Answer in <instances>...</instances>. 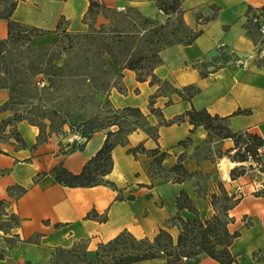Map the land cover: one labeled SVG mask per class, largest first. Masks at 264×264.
<instances>
[{"label": "crops", "instance_id": "obj_1", "mask_svg": "<svg viewBox=\"0 0 264 264\" xmlns=\"http://www.w3.org/2000/svg\"><path fill=\"white\" fill-rule=\"evenodd\" d=\"M103 1L105 6L115 7V10L131 6L145 17L161 22L166 19L157 8L156 0ZM181 2L185 23L202 34L191 45H174L161 52L163 63L154 71L159 80L155 84L150 83L151 78L139 82L134 71L121 68L120 87L125 93L113 86L107 100L116 109L139 108L148 116L151 126H159V118L150 112V99L157 95L153 106L161 110L167 120L185 114L192 107L207 109L213 115L230 116L228 125L233 132L247 131L264 139V56L249 61L247 67L237 64V59L246 57L258 46L248 36L245 24L256 13H262L264 0ZM89 6L90 0H18L12 18L30 27L54 31L64 17L68 22L67 30L80 33L87 29L84 19ZM1 24L5 25L6 33L0 35V39H4L7 23L0 21ZM51 37H37L33 41L38 43ZM223 54L234 58L217 65ZM201 71L207 75L202 76ZM191 85L199 88L200 93L189 100L183 89ZM238 110L252 112L235 115ZM5 115L0 114V124L6 119ZM17 128L28 147H19L12 140L0 142V146L9 148H0L4 152L0 153V201L9 203L6 213L18 216L21 224L9 231L0 230V264H49L56 248L70 249L75 243L88 240L107 243L123 231L138 239L153 240L160 229L166 228L176 239L181 224L173 217L179 215L184 220L196 217L187 209L178 212L180 193L185 191L190 196L199 218L206 220L218 211L212 206L211 196L221 195L220 186L229 195L241 191L239 204L229 211L234 219L229 225L230 232H241L230 247L236 257L234 264H264V195L255 192L264 178L255 177L252 174L255 171L231 178V171L241 167L240 162L228 155L237 151L232 139L209 142L207 130L201 126L192 132L193 126L188 121L160 126L158 144L145 132L135 131L129 135L126 146L118 145L112 152L114 167L106 179L113 182L117 190L104 185L67 188L56 183L51 175L43 176L37 183L34 178L60 165L74 174L81 173L87 161L102 148L106 132L93 134L83 150L64 154L72 143L83 142V139L65 132L62 137L52 134L39 142L38 127L24 121L17 124ZM188 138L191 142L182 145ZM139 145L146 149L159 146L162 152H167L163 162L166 169L174 167L184 156L183 164L193 177L182 183L153 177L151 157L128 153L129 148ZM13 186L27 191L21 196L11 195L8 189ZM79 191L85 194L84 200L71 197L72 192ZM94 212L100 219L106 217V221L88 218ZM5 237L15 239L13 247L5 243ZM89 252L94 258L95 250ZM197 261L219 264L205 255ZM139 264L166 262L153 260Z\"/></svg>", "mask_w": 264, "mask_h": 264}, {"label": "trees", "instance_id": "obj_2", "mask_svg": "<svg viewBox=\"0 0 264 264\" xmlns=\"http://www.w3.org/2000/svg\"><path fill=\"white\" fill-rule=\"evenodd\" d=\"M66 1V0H56ZM18 0H12L10 9L0 17L7 23V37L0 39V58L6 56L10 50L9 45L24 44L31 42L34 38L46 36L55 32H63L61 22L58 23L56 30L45 31L37 27H30L23 23L13 20V13L17 8ZM157 8L165 15L166 19L161 22L142 15V13L134 7L127 8L126 12H117L114 9L107 8L99 0H90L89 15L98 13L99 9H105L113 12L115 16L132 18L136 22L131 30L115 26L102 25V29L109 33L110 42L107 43L106 51H108L114 64L122 65L121 68L129 69L136 73L139 82L147 81L151 78L150 83L159 82L154 74L155 69L163 63L161 52L174 45H191L202 34V31L192 30L184 21L185 11L181 0H156ZM115 11V12H114ZM260 13L264 17V9ZM198 19L201 17L198 16ZM208 20V18H205ZM124 23V22H122ZM256 30L257 26L254 24ZM169 27H172L169 30ZM96 30L91 28V30ZM6 72V69H5ZM1 74V68H0ZM202 76H206L207 72L201 71ZM8 88L6 84L0 80V89ZM12 90V88H10ZM121 93H125V89L118 87ZM185 96L191 100L195 95L200 93V89L195 86H188L183 89ZM157 95L150 99V112L159 118V126H151L148 116L139 108L125 107L116 109L110 101L107 106H101L100 111L94 113L88 118L82 119L78 124H71V132L79 135L83 142L75 141L70 148L64 151V154H71L75 151L84 149L86 143L91 139L92 135L97 132H106V140L102 148L87 161L83 170L79 174L68 171L63 165L57 166L49 173L39 174L34 178L37 183L43 176L51 175L56 183L67 188H93L97 186H109L117 190L116 185L106 179L113 171L114 162L112 152L118 145L126 146L128 137L135 131H143L149 135L157 144L159 139V127L171 126L173 124H181L188 121L192 126V132L198 127H204L207 132L209 142L215 140L232 139L235 142L237 151L231 155L228 154L233 161H246V154L250 153L254 158L258 156V149L264 146V139L260 136L249 132H233L228 125L230 116L213 115L207 109H196L192 107L185 114L175 117L173 120L164 118L162 111L154 108V100ZM10 101L3 104L0 111L9 110ZM251 110H238L235 115L250 114ZM24 118L15 113L1 121L0 124V141L4 140L6 128L11 126L7 139L16 140L15 144L19 147L27 148L23 136L17 129V123L23 121ZM116 127V131L111 128ZM46 140L43 137L40 128L39 142ZM8 141V140H7ZM191 142V138L181 142L187 145ZM0 153H4L0 151ZM128 153L137 157L139 154H145L153 159L151 175L155 178H161L166 181L182 183L193 177L185 168L181 156L178 163L166 169L163 162L168 156L167 152H162L159 146L155 149H146L143 145L129 148ZM247 170L244 167L235 168L231 171L232 179H237L245 175ZM264 185V182H263ZM221 195L212 194V206L218 211L206 220L199 218L198 210L190 198V196L182 191L177 198V209L180 212L187 209L195 213V218L184 220L179 215L173 217L181 224V231L176 239L165 229H160L157 236L150 240L148 238L138 239L128 231L121 232L117 237L107 243L99 244V247L109 252L99 250L94 252V258H89L88 252L84 255L83 264H139L145 261L163 260L166 264H199L198 258L201 255L212 258L219 264H234L236 257L232 255L230 247L240 235V231L231 233L229 225L234 219L229 216V211L237 206L241 200L240 196L235 194L229 195L222 186H220ZM11 195L21 196L27 189L13 186L8 189ZM257 195H264V188L257 192ZM221 203L220 207L218 206ZM7 201H0V230L9 231L14 227H19L21 221L18 216L8 215L5 208L8 207ZM3 216H6L3 218ZM88 218L98 219L103 222L106 217L101 218L94 212L90 213ZM5 243L9 247L15 244L14 238H4ZM85 242V241H84ZM78 246V242L70 249L56 248L55 252L73 251ZM55 254H53V258Z\"/></svg>", "mask_w": 264, "mask_h": 264}, {"label": "rangeland", "instance_id": "obj_3", "mask_svg": "<svg viewBox=\"0 0 264 264\" xmlns=\"http://www.w3.org/2000/svg\"><path fill=\"white\" fill-rule=\"evenodd\" d=\"M11 3L12 0H0V17L9 11ZM100 3L104 4V1ZM127 8L114 10L126 12ZM0 21L4 20L0 18ZM117 21L115 26L127 30H131L136 22L130 17L122 20L113 12L99 9L98 13H88L85 17L87 29L84 32L68 31V22L62 17L59 22L65 33L48 34L52 35L50 39L38 43L33 41L34 38L24 44L9 45L10 50L6 56L0 58V80L8 86L0 89V109L7 101H11L9 110L0 111V114L6 113L5 117L8 118L17 113L24 118L21 122L26 121L39 130L41 128L43 137L47 139L52 134L62 137L65 132L72 133L71 124H78L82 119L100 111L101 106H107L111 88L121 85L122 65L114 64L106 51L110 32H105L102 25L109 26ZM245 28L251 40L256 45H262V38L252 18L246 22ZM233 58L223 54L217 65L231 62ZM11 128H6L4 140L0 142L16 141L13 137L7 139ZM0 148L9 149L3 146ZM226 166L225 163L223 167ZM252 174L258 179L262 178L257 172ZM109 249L99 247L97 241H80L73 251L54 252L55 257L49 264H83L85 253L88 252L89 258H93L89 250L109 252Z\"/></svg>", "mask_w": 264, "mask_h": 264}, {"label": "built area", "instance_id": "obj_4", "mask_svg": "<svg viewBox=\"0 0 264 264\" xmlns=\"http://www.w3.org/2000/svg\"><path fill=\"white\" fill-rule=\"evenodd\" d=\"M101 2V0H99ZM122 8V7H120ZM253 23L257 26L258 32L262 38L264 44V17L258 12L252 17ZM258 45L253 51H251L246 57L237 59V64L242 67H247L248 62L251 60H257L259 57L264 56V46ZM246 161L241 162V167H244L247 172L255 171L261 174L264 178V146L258 149V156L254 158L250 153L246 154ZM263 182L258 184L255 192H259L264 188ZM241 191L237 192V196H240Z\"/></svg>", "mask_w": 264, "mask_h": 264}, {"label": "bare ground", "instance_id": "obj_5", "mask_svg": "<svg viewBox=\"0 0 264 264\" xmlns=\"http://www.w3.org/2000/svg\"><path fill=\"white\" fill-rule=\"evenodd\" d=\"M6 33V29H5V25H0V35L5 34ZM73 195H71V197L73 199L76 200H84L85 199V194H83L82 192H72Z\"/></svg>", "mask_w": 264, "mask_h": 264}]
</instances>
